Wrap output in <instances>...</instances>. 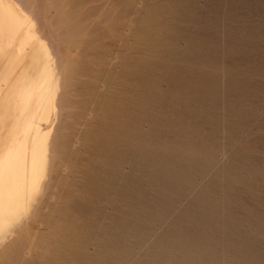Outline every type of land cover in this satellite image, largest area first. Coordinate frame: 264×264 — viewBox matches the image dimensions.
<instances>
[{
	"label": "rangeland",
	"instance_id": "1",
	"mask_svg": "<svg viewBox=\"0 0 264 264\" xmlns=\"http://www.w3.org/2000/svg\"><path fill=\"white\" fill-rule=\"evenodd\" d=\"M11 1L65 77L52 161L6 216L0 264H264V0ZM171 71L189 93L148 80ZM129 97L147 116L133 163L117 165L132 205L93 178Z\"/></svg>",
	"mask_w": 264,
	"mask_h": 264
},
{
	"label": "bare ground",
	"instance_id": "2",
	"mask_svg": "<svg viewBox=\"0 0 264 264\" xmlns=\"http://www.w3.org/2000/svg\"><path fill=\"white\" fill-rule=\"evenodd\" d=\"M177 2L180 4L178 0ZM26 14L11 0H0V230L6 226V216L20 211L24 207L26 198L31 197L35 193V190H37L39 182L38 172L45 164V159L49 162L52 161L54 144L52 138H49V135L51 130H53V120L55 119V116L52 117V112L59 105L58 98H55V89L57 85L59 87L63 86V79L65 77L63 66L57 60L55 63L50 60V54L44 42L38 35L39 33L37 34L36 28L34 29L31 26V20ZM168 45L170 48V44ZM173 50L175 52L176 49ZM55 56L57 57V53ZM148 62L153 65L156 63L153 59L147 60ZM179 77L176 71H171V74H163L160 77L153 75L148 80L153 85L160 79L164 81L168 80L170 85L174 87V89L172 88L171 94L176 92L189 93L191 90L189 84L186 82V75L181 78L184 82H181ZM174 95L177 96V94ZM129 98L125 100V104L127 105L126 109H119L111 122L113 126L116 125L119 127L118 135L111 136L108 131L109 133L102 136V143L97 150V154L103 158L102 160L100 159L99 164L105 177L97 178L94 176L93 178L97 182H102L106 186L105 189L115 190L116 202L124 199L132 205L137 200L130 195V191L135 184L133 186L131 184L129 185L127 180L132 178L129 175L127 176V174L121 175L120 182L118 181L119 183H116L118 179L117 175L119 174L117 165H120L119 163L124 162L125 159H128L126 161L129 163H133L132 158L127 156L129 155L128 153H131L135 149V147L133 148V144L136 142L134 139L138 140L136 137L141 139L138 140L137 144H140L144 140V137H142L144 134L136 127L134 128L133 123L138 120L147 119V116L144 114L145 110L138 109L137 100L135 102L131 100V97ZM144 101L146 102L145 99ZM154 102L156 100L149 99L147 101L148 104L152 105ZM147 103L144 105L146 107L143 108H147ZM151 113L153 114V112ZM123 116L125 118H122ZM152 135L155 136L156 133L152 132ZM152 143L153 141L151 140ZM123 147L124 152L120 150ZM139 152L141 155L143 151ZM144 152L146 151L144 150ZM108 195L106 193L101 194L105 199L108 198ZM83 203L79 204V207H82ZM109 225L104 227L105 232L113 226V224ZM109 240L122 242L123 238H121L120 234L115 233V235L109 237Z\"/></svg>",
	"mask_w": 264,
	"mask_h": 264
}]
</instances>
